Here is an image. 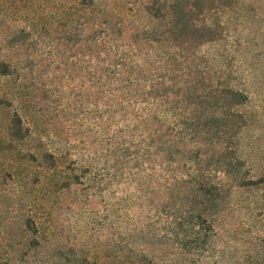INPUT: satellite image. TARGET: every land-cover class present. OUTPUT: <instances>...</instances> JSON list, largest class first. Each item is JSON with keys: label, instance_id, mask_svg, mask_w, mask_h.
<instances>
[{"label": "rangeland", "instance_id": "374dc122", "mask_svg": "<svg viewBox=\"0 0 264 264\" xmlns=\"http://www.w3.org/2000/svg\"><path fill=\"white\" fill-rule=\"evenodd\" d=\"M0 264H264V0H0Z\"/></svg>", "mask_w": 264, "mask_h": 264}, {"label": "trees", "instance_id": "16d2710c", "mask_svg": "<svg viewBox=\"0 0 264 264\" xmlns=\"http://www.w3.org/2000/svg\"><path fill=\"white\" fill-rule=\"evenodd\" d=\"M142 7L144 9V12L147 15H152V11H150V9H151L150 5H143ZM27 130L28 129H26V131ZM30 136L32 137V139H34V141H37V139H35L33 137V135H30ZM36 151L38 153V156L41 158V162L45 163L44 164L45 167L56 166L54 155L48 151V149L45 147V144H43L41 140L38 141V145L36 147Z\"/></svg>", "mask_w": 264, "mask_h": 264}]
</instances>
